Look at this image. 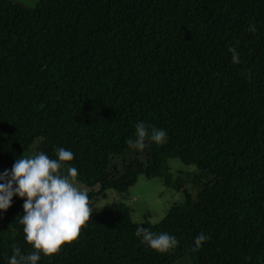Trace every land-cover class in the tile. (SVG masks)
Returning <instances> with one entry per match:
<instances>
[{"label": "trees", "instance_id": "1", "mask_svg": "<svg viewBox=\"0 0 264 264\" xmlns=\"http://www.w3.org/2000/svg\"><path fill=\"white\" fill-rule=\"evenodd\" d=\"M138 121L166 142L129 149ZM55 147L98 185L89 198L125 193L139 173L181 189L171 158L205 181L156 224L134 223L122 201L91 211L37 264H264V0H0V172ZM23 199L0 211V264L13 244L34 250L17 223ZM139 226L179 243L159 253ZM198 233L209 239L193 251Z\"/></svg>", "mask_w": 264, "mask_h": 264}, {"label": "clouds", "instance_id": "2", "mask_svg": "<svg viewBox=\"0 0 264 264\" xmlns=\"http://www.w3.org/2000/svg\"><path fill=\"white\" fill-rule=\"evenodd\" d=\"M249 30L255 32L254 26ZM232 63H240L239 53L230 46ZM133 137L127 139L129 149L141 151L147 144H163L166 130L138 121ZM55 158L38 151L25 158L14 160L10 169L0 172V211L7 210L13 195L24 198L18 224L22 225L23 239L31 244L33 251L24 253L15 244L7 264H37L41 254L48 256L60 250L65 242L79 235L80 228L90 217L87 189L78 186L77 169L65 162L73 159V152L64 147L54 148ZM92 205V204H91ZM134 235L147 247L164 253L175 248L179 241L167 232L155 233L145 227H137ZM209 239L205 233L194 237L193 251Z\"/></svg>", "mask_w": 264, "mask_h": 264}, {"label": "rangeland", "instance_id": "3", "mask_svg": "<svg viewBox=\"0 0 264 264\" xmlns=\"http://www.w3.org/2000/svg\"><path fill=\"white\" fill-rule=\"evenodd\" d=\"M29 8L36 6L39 0H14ZM35 149V147L33 148ZM28 155H23L25 158ZM168 166L172 173L174 182H178L182 188L166 187L162 179L155 177L148 179L142 173L137 174L132 185L127 192L120 193L109 189L105 191L103 197H90L89 205L92 211H100L105 205L113 202H124L130 209V216L134 223L141 224H156L166 215L170 207L181 204L186 196L196 199L198 186L194 181L198 176H201L202 181L205 178L199 172L195 164H184L178 158L168 160ZM78 186L87 189V194L95 193L98 190V185L88 186L80 182L76 178ZM177 264H191L189 260L183 259Z\"/></svg>", "mask_w": 264, "mask_h": 264}]
</instances>
